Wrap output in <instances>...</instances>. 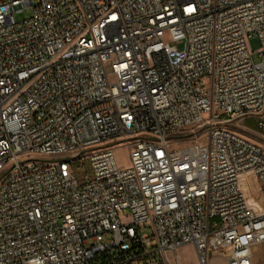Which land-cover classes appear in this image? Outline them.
Instances as JSON below:
<instances>
[{"label": "built area", "instance_id": "2783aa9c", "mask_svg": "<svg viewBox=\"0 0 264 264\" xmlns=\"http://www.w3.org/2000/svg\"><path fill=\"white\" fill-rule=\"evenodd\" d=\"M248 117L264 0H0V264H253Z\"/></svg>", "mask_w": 264, "mask_h": 264}, {"label": "rangeland", "instance_id": "374dc122", "mask_svg": "<svg viewBox=\"0 0 264 264\" xmlns=\"http://www.w3.org/2000/svg\"><path fill=\"white\" fill-rule=\"evenodd\" d=\"M249 47L253 52L254 60L257 62L259 60L258 51L261 47V42L257 37H253L249 39ZM245 125L250 130V132L254 133L253 131H260L262 134H250L246 133L261 143H264V130H262L258 124V119L256 117H248L245 119ZM253 130V131H252ZM189 139V138H188ZM187 140V139H182ZM181 143L180 146L185 145ZM123 145V144H121ZM119 145L115 151L117 160L120 165L122 166H129L130 165V154L126 147ZM172 149L178 148V146H172ZM240 185L244 194L246 196L247 202L249 206L255 210L256 212H261L264 210V198L259 186V182L254 174L252 173H245L240 177ZM179 257H180V264H197V257L193 250L192 245H188L185 247H181L178 250ZM210 264H224L221 259H213ZM253 264H264V243H261L254 247V257H253Z\"/></svg>", "mask_w": 264, "mask_h": 264}]
</instances>
